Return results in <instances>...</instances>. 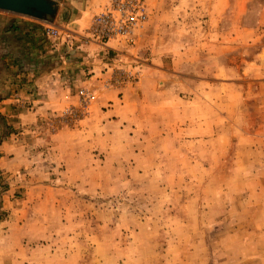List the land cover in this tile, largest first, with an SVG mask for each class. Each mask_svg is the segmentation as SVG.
<instances>
[{
    "label": "rangeland",
    "instance_id": "1",
    "mask_svg": "<svg viewBox=\"0 0 264 264\" xmlns=\"http://www.w3.org/2000/svg\"><path fill=\"white\" fill-rule=\"evenodd\" d=\"M76 1L0 61L37 113L0 114V264H264V0H144L127 41Z\"/></svg>",
    "mask_w": 264,
    "mask_h": 264
},
{
    "label": "crops",
    "instance_id": "2",
    "mask_svg": "<svg viewBox=\"0 0 264 264\" xmlns=\"http://www.w3.org/2000/svg\"><path fill=\"white\" fill-rule=\"evenodd\" d=\"M55 1L59 5V8H58V15H59L61 13V8H63L64 6L63 4L64 0L63 1L55 0ZM88 1L90 2L91 0H88ZM76 2H81V4L83 5V1L78 0ZM79 8L81 9H77L76 11L77 14L84 12L82 6ZM76 18L77 17H75V19ZM75 19H72L70 23L67 26H65L67 31L64 33H66L71 39L75 37L76 39L84 40L83 39L84 37L81 34H84L86 30L85 29L82 30L83 28H81L80 24L75 26L74 23L78 22V20L77 19L75 20ZM43 25L44 24L38 21H35V20H31V22H27V21L21 20L20 18H16V16H14L13 14H5V13L0 12V61L1 63L6 62L7 60L9 61L8 58L10 57H12V60H14L15 62L22 60L23 53L25 54L28 51L27 49L28 47L31 48V60H32V58L35 55H37V52H38L37 51L38 38L36 35V29H42L41 27H43ZM73 25L75 27L74 30L71 28V26ZM30 27H31V42H28V44L26 45L24 42H21V40L25 38V34L30 35L29 32L27 31V29ZM23 76L25 75L23 74ZM26 77H31V81L36 82V83L37 81L40 82V81H45L44 79H47V76L45 73L41 74L33 70H31V73L27 74ZM44 83L46 82H42V84ZM42 84L41 86H38L39 88L38 93H44L45 91H47V89H45L46 87ZM9 88H10V92H9L10 95L8 94V96H5L0 100V114L4 115V117L17 119L19 122L12 125V127L15 128L21 123L23 124L22 117L26 116L25 114L26 112L21 111L17 115H14L11 109L26 108L27 106L26 104H22L23 101L17 102L16 100H13L15 90L13 89L12 86L7 87V89ZM35 90L37 91V89ZM36 91L31 90V93H29L26 90L21 89L18 91V93L23 92L22 97L26 96L27 99L28 98L31 99V104H32L31 107H36L37 105H39V107H36L38 110V109L44 108L45 107L44 105L45 104L47 105L48 101L44 99V97L42 99L40 97L36 98V94H37ZM35 115H37L36 112H31V118L28 119V122L25 121L24 123L28 124L29 120L31 123V119H33ZM4 144L5 142L0 146V149H2Z\"/></svg>",
    "mask_w": 264,
    "mask_h": 264
},
{
    "label": "built area",
    "instance_id": "3",
    "mask_svg": "<svg viewBox=\"0 0 264 264\" xmlns=\"http://www.w3.org/2000/svg\"><path fill=\"white\" fill-rule=\"evenodd\" d=\"M147 19L144 0H108L100 14L94 17L97 39L105 38L127 41L132 32L140 28ZM47 36L53 37L56 32L45 28Z\"/></svg>",
    "mask_w": 264,
    "mask_h": 264
},
{
    "label": "water",
    "instance_id": "4",
    "mask_svg": "<svg viewBox=\"0 0 264 264\" xmlns=\"http://www.w3.org/2000/svg\"><path fill=\"white\" fill-rule=\"evenodd\" d=\"M59 5L55 0H0V12L52 23Z\"/></svg>",
    "mask_w": 264,
    "mask_h": 264
},
{
    "label": "trees",
    "instance_id": "5",
    "mask_svg": "<svg viewBox=\"0 0 264 264\" xmlns=\"http://www.w3.org/2000/svg\"><path fill=\"white\" fill-rule=\"evenodd\" d=\"M31 28V27H30Z\"/></svg>",
    "mask_w": 264,
    "mask_h": 264
}]
</instances>
